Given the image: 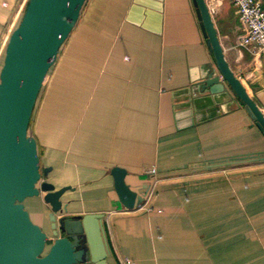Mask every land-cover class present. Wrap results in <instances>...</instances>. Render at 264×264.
Returning a JSON list of instances; mask_svg holds the SVG:
<instances>
[{"label": "crops", "instance_id": "0c3cea01", "mask_svg": "<svg viewBox=\"0 0 264 264\" xmlns=\"http://www.w3.org/2000/svg\"><path fill=\"white\" fill-rule=\"evenodd\" d=\"M26 2L0 0V68ZM213 21L226 61L264 113V53L236 45L231 1ZM214 66L193 0L84 1L28 132L49 167L44 179L70 187L59 215H104L108 264H264V137L233 93H189ZM189 106L195 122L177 126ZM113 166L144 193L133 209L118 200ZM24 206L45 230L41 196Z\"/></svg>", "mask_w": 264, "mask_h": 264}, {"label": "water", "instance_id": "95a60500", "mask_svg": "<svg viewBox=\"0 0 264 264\" xmlns=\"http://www.w3.org/2000/svg\"><path fill=\"white\" fill-rule=\"evenodd\" d=\"M84 1L27 0L5 46L0 68V264H108L104 215H59L66 211L60 197L70 187L55 188L44 179L49 167L40 166L36 140L28 132L43 81ZM193 1L215 66L190 87L189 93H233L264 137L263 111L226 61L205 0ZM193 108L177 112L187 118L177 126L195 122ZM126 173L120 166L110 169L118 200L124 208L133 209L142 203L144 193L126 183ZM33 196H41L50 208L49 232L32 220L24 206V200Z\"/></svg>", "mask_w": 264, "mask_h": 264}, {"label": "built area", "instance_id": "2783aa9c", "mask_svg": "<svg viewBox=\"0 0 264 264\" xmlns=\"http://www.w3.org/2000/svg\"><path fill=\"white\" fill-rule=\"evenodd\" d=\"M224 0H205L208 11L213 17ZM236 8L241 32L236 39V45L248 49L254 57L264 53V0H229ZM150 168L145 172L154 173ZM128 263L129 260L126 259Z\"/></svg>", "mask_w": 264, "mask_h": 264}, {"label": "rangeland", "instance_id": "374dc122", "mask_svg": "<svg viewBox=\"0 0 264 264\" xmlns=\"http://www.w3.org/2000/svg\"><path fill=\"white\" fill-rule=\"evenodd\" d=\"M33 217V216H32ZM48 221V220H47ZM48 223V222H47ZM46 222L44 223V228H45V230L47 231V232H49V224H47ZM52 237V236H51Z\"/></svg>", "mask_w": 264, "mask_h": 264}, {"label": "trees", "instance_id": "16d2710c", "mask_svg": "<svg viewBox=\"0 0 264 264\" xmlns=\"http://www.w3.org/2000/svg\"><path fill=\"white\" fill-rule=\"evenodd\" d=\"M16 26H17V25H16ZM16 26H15V27H16ZM15 27H14V28H15ZM14 28H13V29H14ZM47 248H48V245L46 246V249H45V251L47 250Z\"/></svg>", "mask_w": 264, "mask_h": 264}]
</instances>
